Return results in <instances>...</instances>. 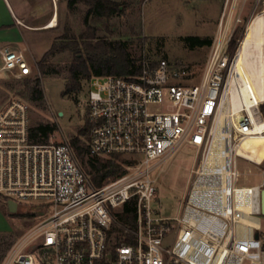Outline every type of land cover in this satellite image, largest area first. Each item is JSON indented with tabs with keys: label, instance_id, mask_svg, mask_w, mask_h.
<instances>
[{
	"label": "built area",
	"instance_id": "built-area-1",
	"mask_svg": "<svg viewBox=\"0 0 264 264\" xmlns=\"http://www.w3.org/2000/svg\"><path fill=\"white\" fill-rule=\"evenodd\" d=\"M228 42L226 33L215 34L197 81L186 65L165 59L154 64L144 56L132 78H91L85 100L89 152L129 160L120 176L98 187L68 140H30V106L11 98L0 109V196L5 203L15 201L17 210L28 211L36 222L14 240L0 264H264V178L236 186L241 172L235 158H245L234 150L264 120L263 102L256 117L242 109L234 127L228 200L221 206L191 201L197 168L180 216H161L152 207L162 168L155 175L153 169L181 145L209 141L234 59ZM0 59V69L15 78L32 72L22 52L1 43ZM237 188L247 192V211L238 205ZM130 203L133 226L118 237L115 211Z\"/></svg>",
	"mask_w": 264,
	"mask_h": 264
},
{
	"label": "rangeland",
	"instance_id": "rangeland-1",
	"mask_svg": "<svg viewBox=\"0 0 264 264\" xmlns=\"http://www.w3.org/2000/svg\"><path fill=\"white\" fill-rule=\"evenodd\" d=\"M114 1L124 3L123 11L109 20L96 23L98 36L109 40L125 41L128 52L136 64L144 56L146 60L154 64L160 59H165L171 65H186L191 71L193 81L199 80L201 76L210 45L190 48L184 42V37L198 36L209 38L212 42L218 32L226 33L227 37L229 36L228 44L232 41L235 46L231 54L228 52L233 59L244 38L249 20L256 14L264 12V0ZM85 9L86 6L80 2L76 4L73 12L69 11L64 20L65 32L69 31L71 34L78 35L85 28L83 20ZM75 50L84 58L88 56L82 46ZM74 51L65 50L50 59L54 68L60 71L61 76L43 74L40 77L36 69V72L28 77L15 78L10 72L0 69V109L11 98H22L30 106V125L39 122L55 124L56 129L50 136L56 141H70L73 137H79L82 141L88 140L89 125L85 100L91 78H81L79 89L70 94L65 93L67 83L65 76L67 67L73 62ZM240 67L238 64L239 70ZM241 74L247 77L245 71V75ZM35 77H39L38 86L43 91L44 101L41 105L30 101L27 96L28 86L35 83ZM222 123L221 120L219 137L216 138L215 144L213 134L210 135L209 141L200 147L185 143L171 157L164 159L162 165L153 169L152 173L155 175L162 168L156 183L157 200L152 203V207L158 211L159 215H181L191 184L198 177L192 170L200 168L204 158L209 156L212 159V168L222 171L223 153L227 148L226 136L229 132L233 152V139L236 135L233 127L226 129ZM258 144L254 146V151L253 149L247 151L243 146L234 148L237 155L245 158H235L237 168L241 172L235 183L236 186L260 182V177L264 174V141ZM231 156L233 159L234 154L231 153ZM98 157L102 160L106 159L103 156ZM119 158L128 160L126 156ZM110 179L112 180V178L106 179L103 184ZM0 202L5 205L1 196ZM119 212L120 210L115 211V215ZM260 218L264 227V215L261 214ZM35 222L34 216L26 210H17L16 213L6 211L0 237L12 241V244ZM6 250L2 251L3 254Z\"/></svg>",
	"mask_w": 264,
	"mask_h": 264
},
{
	"label": "trees",
	"instance_id": "trees-1",
	"mask_svg": "<svg viewBox=\"0 0 264 264\" xmlns=\"http://www.w3.org/2000/svg\"><path fill=\"white\" fill-rule=\"evenodd\" d=\"M80 2L86 6L83 15L85 28L78 35L71 34L69 31L68 33L65 32L59 37L60 41L56 40L51 44L50 48L36 62L40 77L43 74L61 76L60 71L54 68L50 59L65 50L74 51L79 46L85 49L88 56L84 58L82 54L77 53V50L74 51L73 62L67 67V75L65 76L67 79L66 94H70L80 88L81 78L86 79L102 75H118L124 78H132L139 74L140 64H136L135 60L131 58L125 41L109 40L106 37L98 36L96 33L97 26L95 24L102 23L121 13L124 3L114 0H67L68 11L73 12L76 4ZM183 40L190 48L211 44V39L198 36H186ZM234 49L235 46L230 41L228 44L229 54ZM240 71L244 74L241 67ZM25 80L28 82L27 78ZM38 80L39 77H35V83L28 86L27 96L30 101L41 105L43 104L44 96L42 89L38 86ZM259 109L264 117V103L259 105ZM55 129L56 127L53 123L39 122L30 125V140L32 142H46ZM69 143L74 150L76 158L78 157L80 160L79 163L82 169L96 187L102 185L108 178L120 176L125 170V165L129 163V160L120 159L119 155L106 157L104 160L96 155H91L87 140L82 141L79 137L71 138ZM134 217L135 212L131 203L127 204L124 210L116 214L119 226L116 225L114 229L118 232V237L124 234L126 226H133ZM11 242L0 237V260L4 255L2 251H5Z\"/></svg>",
	"mask_w": 264,
	"mask_h": 264
},
{
	"label": "bare ground",
	"instance_id": "bare-ground-1",
	"mask_svg": "<svg viewBox=\"0 0 264 264\" xmlns=\"http://www.w3.org/2000/svg\"><path fill=\"white\" fill-rule=\"evenodd\" d=\"M56 20L57 19H54L51 25L55 24ZM245 31L244 38L234 56L230 75L227 79L225 88L227 93L223 95L221 101L222 111L216 116L211 127L214 144L216 138L219 137V125L221 120L226 129L237 127L238 120L242 116V109H246L253 117H256L258 104L264 102V12H260L253 16L246 25ZM238 64L245 71L247 75L246 78L241 74ZM228 135L226 136L227 148L223 153L224 168L222 171L213 169L212 159L209 156L204 158V156L202 166L199 168L200 175L192 187L190 196L191 201H202L200 204L203 206L207 204L216 206L219 202L221 206L222 202L229 199V193L231 192L229 187V167L232 157V146H230L231 135ZM263 141L264 120H260L256 123L254 131L244 135L236 147L243 146L247 151H251L252 149V151H254V146H258V143ZM204 192H206L207 195H205ZM202 195L204 196L202 197ZM235 198L241 209L244 211L249 209L250 202H248L246 191L237 188L235 191ZM252 222L247 221V223L250 224H252Z\"/></svg>",
	"mask_w": 264,
	"mask_h": 264
},
{
	"label": "crops",
	"instance_id": "crops-1",
	"mask_svg": "<svg viewBox=\"0 0 264 264\" xmlns=\"http://www.w3.org/2000/svg\"><path fill=\"white\" fill-rule=\"evenodd\" d=\"M68 14L67 0H0V43L22 52L32 67V75L36 62L65 33ZM54 19L57 24L51 25ZM263 178L264 174L260 182ZM216 206H220L219 202ZM6 211V203L0 202V229Z\"/></svg>",
	"mask_w": 264,
	"mask_h": 264
},
{
	"label": "water",
	"instance_id": "water-1",
	"mask_svg": "<svg viewBox=\"0 0 264 264\" xmlns=\"http://www.w3.org/2000/svg\"><path fill=\"white\" fill-rule=\"evenodd\" d=\"M6 207L8 212L10 213H16L18 209L17 203L13 200H7ZM260 208H261V214L264 215V187L261 190V194H260Z\"/></svg>",
	"mask_w": 264,
	"mask_h": 264
}]
</instances>
